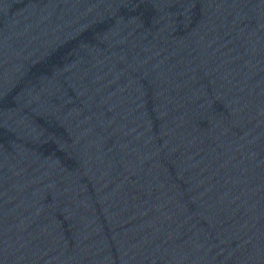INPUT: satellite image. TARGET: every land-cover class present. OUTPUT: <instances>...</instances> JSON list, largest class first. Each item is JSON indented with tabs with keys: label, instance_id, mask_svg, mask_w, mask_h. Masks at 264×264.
Segmentation results:
<instances>
[{
	"label": "water",
	"instance_id": "95a60500",
	"mask_svg": "<svg viewBox=\"0 0 264 264\" xmlns=\"http://www.w3.org/2000/svg\"><path fill=\"white\" fill-rule=\"evenodd\" d=\"M0 264H264V0H0Z\"/></svg>",
	"mask_w": 264,
	"mask_h": 264
}]
</instances>
